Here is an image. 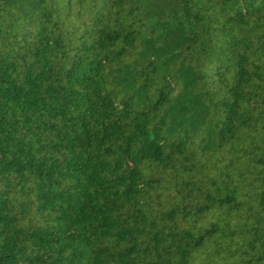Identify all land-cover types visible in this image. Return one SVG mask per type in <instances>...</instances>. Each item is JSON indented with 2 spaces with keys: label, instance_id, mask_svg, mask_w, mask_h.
<instances>
[{
  "label": "trees",
  "instance_id": "obj_1",
  "mask_svg": "<svg viewBox=\"0 0 264 264\" xmlns=\"http://www.w3.org/2000/svg\"><path fill=\"white\" fill-rule=\"evenodd\" d=\"M0 264H264V0H0Z\"/></svg>",
  "mask_w": 264,
  "mask_h": 264
}]
</instances>
